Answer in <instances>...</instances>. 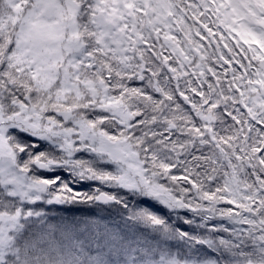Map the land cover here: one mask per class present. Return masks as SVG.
Masks as SVG:
<instances>
[{
	"label": "snow or ice",
	"instance_id": "obj_1",
	"mask_svg": "<svg viewBox=\"0 0 264 264\" xmlns=\"http://www.w3.org/2000/svg\"><path fill=\"white\" fill-rule=\"evenodd\" d=\"M0 264H264V0H0Z\"/></svg>",
	"mask_w": 264,
	"mask_h": 264
}]
</instances>
